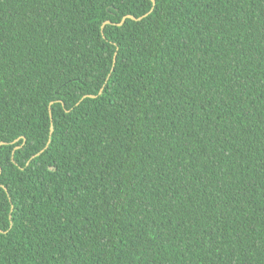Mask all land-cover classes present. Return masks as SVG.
<instances>
[{
	"label": "trees",
	"instance_id": "1",
	"mask_svg": "<svg viewBox=\"0 0 264 264\" xmlns=\"http://www.w3.org/2000/svg\"><path fill=\"white\" fill-rule=\"evenodd\" d=\"M154 1L0 0V264H264V0Z\"/></svg>",
	"mask_w": 264,
	"mask_h": 264
},
{
	"label": "water",
	"instance_id": "2",
	"mask_svg": "<svg viewBox=\"0 0 264 264\" xmlns=\"http://www.w3.org/2000/svg\"><path fill=\"white\" fill-rule=\"evenodd\" d=\"M153 2H154V4H155V1L154 0H152ZM146 16H148V15H146ZM128 19H130V20H133V21H140V20H142L143 18H140V19H136L135 17H133V16H128V17H125L124 19H123V21H122V23L120 24V26H122L123 24H125L126 23V21L128 20ZM107 24H111L110 22H107ZM103 30H104V27H103ZM115 61L117 60V56H115V59H114ZM103 93V90L101 91V93L100 94H102ZM91 98H95V96H90ZM85 98H87V97H85ZM53 104H51V106H52ZM79 105V104H78ZM51 114V119H52V112L50 113ZM54 127L52 126V128H51V137L53 136V134H54ZM3 143H1V145H2ZM49 144H50V142H49ZM48 144V145H49ZM48 147V146H47ZM16 149H19V147L18 148H16Z\"/></svg>",
	"mask_w": 264,
	"mask_h": 264
},
{
	"label": "bare ground",
	"instance_id": "3",
	"mask_svg": "<svg viewBox=\"0 0 264 264\" xmlns=\"http://www.w3.org/2000/svg\"><path fill=\"white\" fill-rule=\"evenodd\" d=\"M116 63H117V60L114 62V68H115V66H116Z\"/></svg>",
	"mask_w": 264,
	"mask_h": 264
}]
</instances>
